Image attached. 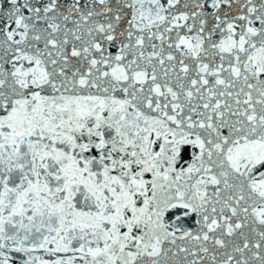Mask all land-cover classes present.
Returning <instances> with one entry per match:
<instances>
[{
  "label": "snow or ice",
  "instance_id": "6c2138e0",
  "mask_svg": "<svg viewBox=\"0 0 264 264\" xmlns=\"http://www.w3.org/2000/svg\"><path fill=\"white\" fill-rule=\"evenodd\" d=\"M0 264H264V0H0Z\"/></svg>",
  "mask_w": 264,
  "mask_h": 264
}]
</instances>
